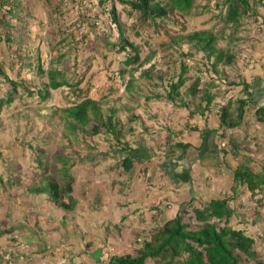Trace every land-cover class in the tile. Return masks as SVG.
I'll use <instances>...</instances> for the list:
<instances>
[{
  "label": "rangeland",
  "instance_id": "374dc122",
  "mask_svg": "<svg viewBox=\"0 0 264 264\" xmlns=\"http://www.w3.org/2000/svg\"><path fill=\"white\" fill-rule=\"evenodd\" d=\"M28 1L30 12L25 18L27 26H23V30H21L19 34L17 31H13V34L18 35L19 39L22 38V42L19 40L20 47H16L18 43L15 44V42L6 43L4 40V33L1 31L0 27V45H2V47H0V59L2 61V64H0V97L6 96V88L9 87V84L7 81H4L1 75L3 72L13 79H22L23 83L25 82L29 87L33 88V91L36 89L44 91L48 83L47 70L54 68L60 70L67 79V83L70 82L71 85L56 89L50 88V94L45 99H40L36 93L30 95L26 90L18 86L13 95L12 102L4 104L1 107L0 225L4 227L5 225L8 226L11 222L15 223L18 221L20 223L15 229V231L19 233L17 239L19 243L15 246L18 248V251L21 250L25 252L26 249L24 245L44 243L43 246H41L46 249L44 252L48 251V253L51 254L52 252L49 251L51 244L47 237L39 236L37 232L38 229L36 230V228H34L33 222L30 220L34 211L33 213L29 212L27 215L28 207L26 208L25 205L29 203L26 199L29 189L26 185L38 186L39 183L44 184L46 180H40L44 175H47L48 179L60 182L62 179L58 169L61 165L60 155L64 152L65 156H69V154L65 153L66 149H61V141L62 143L66 141L68 145L74 146L78 144L74 141L82 140V142H85L89 139L87 133L84 131H76V135L74 133L70 134L66 126H64L61 109L68 107L74 101L86 95L92 99L99 100L103 113H105L107 108L113 107V105L118 106L125 100V98H122V94L125 95L122 82L126 80L125 77L127 75L125 73V76L122 78L118 71L124 67L122 61L126 54L119 51L118 46H112V48L110 46L111 42L116 43L118 40L116 27L114 23H111L110 19H108L109 8L112 3L110 2L111 0H106L104 5L100 4V0ZM249 3L253 6L254 11L257 9L262 10L263 6L261 5H264V0H249ZM114 5L124 25L125 32L139 47L140 58H143L154 48L158 51L153 58L157 65H163V67L169 66L171 68L164 77L165 80L160 85L157 83V85L160 86L158 91H167V81L178 75V64L179 61H182L181 56L170 44H168V46L171 56L166 57L165 60L161 57L163 53L159 49L160 44L168 43L170 37L175 35L183 36L196 30L209 29L216 35V40L214 42L215 47L220 49H231L232 53L235 55L236 46L242 43L238 40L239 36H236V31L241 29V27L235 30L231 26L225 25L218 14L219 11L223 13L225 7L221 3L216 2V0H193L192 6L188 12L185 13L173 10L170 17L166 18V21L162 22L159 19H155V22L150 23L149 26L142 29L138 34L132 33V25L135 23L137 13L133 10L130 11L128 5L120 2H115ZM250 16H253V14H248L242 21H245V18H250ZM14 22L13 20L12 23ZM246 24L249 23L246 22ZM246 24L244 27L247 26ZM60 38L64 39V41L57 44V50L53 51V48L50 46ZM182 43L183 42H181V44ZM36 45H38V47H36ZM65 45H67V47H65ZM181 46L182 48L188 47L185 43L180 45V47ZM176 47H178V45ZM65 51H68L67 55L59 59L57 55ZM1 52H4L3 58H1ZM191 54L192 58L189 60L186 57H182L184 58L183 60L187 62L185 78L187 81L190 80V82L197 74L196 67L206 63L205 54L195 51H191ZM37 57L43 72L37 70ZM20 60L24 62L31 60V68L22 67L18 71ZM127 67L129 66H126V68ZM174 67L176 69H172ZM201 68L203 70L202 76L208 81L209 77H211V70L208 71L203 66ZM216 69H219L218 65ZM250 72L251 71H249V73ZM153 74H155V72ZM134 75L138 76L139 71H135ZM77 82L78 84H75ZM190 82H188V84ZM109 87H113L112 91H109ZM139 87L141 88V94L138 98V102L141 107H137L136 112L138 111L141 117H145L143 114L147 115L149 111L147 113L142 112L145 103L144 97L147 91L150 93L152 86L146 85L145 81L142 79L139 82ZM78 90L84 91H81V94ZM149 102L146 105L150 108V111H153ZM170 107L171 104L166 103L162 108L164 112L170 113L172 111L169 110L171 109ZM156 112L158 113V110ZM127 114L128 112L125 110H120L114 115L117 123H127L130 125V129L126 130L125 134L133 130V128H131L132 120L128 119ZM228 115L229 114H227L226 119L235 120L234 117H229ZM251 117V120L245 121L244 117L240 121L242 123L247 122L248 126L246 124H241V126L237 127L238 132H234V134L238 133L237 136L233 138V142L236 144L237 148L231 146L230 153L227 155L226 153L224 154L230 167L234 168L242 162L248 164L252 163L251 165H253L256 170L263 172L264 131L261 130L257 132L253 129V116ZM254 120L257 121V126L264 130V120L260 122L256 117H254ZM178 122L179 124L176 123L175 127L184 124L183 119H180ZM135 125H137V123H135ZM121 128L122 127H120L121 137L125 138L122 135ZM139 132L142 133L143 130H139ZM110 136L111 134H101L98 138L103 141L107 138L108 141H111ZM72 148L73 147H71V149ZM73 158H78V155L74 154ZM214 159L220 168L224 167L225 160L220 157H214ZM89 160L91 159L89 158ZM122 164L124 169H126L125 166L130 168L132 161L131 163L129 160L122 161ZM230 175L233 176V172ZM230 175L225 174V178L222 180L224 181L223 184L218 183L219 186L214 188L218 189L215 190L217 191V197L222 196L221 192H223L222 190L224 187L233 185ZM221 176L224 177L223 174ZM204 185L206 189L203 188ZM238 187L234 201L233 199L230 201V207H235L238 210L230 219L231 226L234 228H242L247 234L254 237L255 244L247 253L254 250L256 251L257 257L262 258L264 257V190L258 191L254 196H250L243 185ZM202 190L204 194H201V196H204V199L198 194H196L194 198L195 201H200L201 199V204H204L210 197H214V194L211 193L213 187L210 182L208 183L205 181L202 185ZM209 193L211 195L207 197ZM36 199L37 197L35 200ZM45 199L46 198H44V200ZM235 203L237 206H235ZM38 204H42V202L39 201ZM43 204H45V202ZM37 207H39L38 209L40 212L41 206ZM53 208L54 207H52V210H49V213H53L54 219L56 220L58 209L54 210ZM37 217H39V215H37ZM75 218L77 219H74L76 222L75 226L72 225L71 220L69 227H75L74 232L72 233L69 230L68 234H72L76 246L73 249H64L62 252L54 251L53 257L56 255L55 258H51L52 256L50 257V255H47L52 264H56L55 259L57 257L61 259V255L64 256L65 261L60 264H76L75 261L71 260V256L79 252L82 244V236L78 228H80L79 225L85 226L86 224L84 216L78 215V217L75 216ZM184 220L188 221L191 229L196 228L193 214L189 212V214L184 216ZM37 221L38 220L35 222ZM26 225L29 226L30 230L22 234L23 231L27 230ZM0 236H4L3 239L0 240V247H3L2 250H0V258L3 256L1 258L4 261H2L3 264H10L8 261L9 259H7L8 253L10 252V250L7 249L8 241H10L8 239L9 233H1ZM99 240V236H93L92 244L97 246ZM41 249L36 250L29 248V250H26L27 254L18 255V264H28V260H31V262L29 261L30 263L36 264L38 255L44 253ZM16 254L17 252H15V255ZM84 257L85 260H88L87 255H84ZM146 264H154L153 259H148ZM243 264H255V261L251 259L243 260Z\"/></svg>",
  "mask_w": 264,
  "mask_h": 264
},
{
  "label": "crops",
  "instance_id": "0c3cea01",
  "mask_svg": "<svg viewBox=\"0 0 264 264\" xmlns=\"http://www.w3.org/2000/svg\"><path fill=\"white\" fill-rule=\"evenodd\" d=\"M261 6L263 9H257L253 16L245 18L240 26L241 29L239 27L236 31V36H239L238 40L242 43L236 46V55L234 54L232 63L218 64L220 75L231 83L225 92L217 91L213 85L202 80L198 82V88L203 90L192 96L186 91L190 82L186 79L184 86L180 87L177 94L173 93L171 99L166 97L165 92L160 93L162 94L160 98L144 97L142 112H150L147 115L143 114L145 117H141L138 111L136 112L137 107H141L137 103L135 109L127 114L128 119L136 115L131 122L133 130L125 134V131L130 129V125L118 123L125 137L120 138L121 142L112 136H110L111 141L107 138L104 141L100 140L98 136L103 133L88 136L89 139L85 142L74 141L78 143L74 145L75 147L68 145L66 141L63 142L64 144L61 141V149H66L65 153L69 154L67 157L64 152L61 153L62 158L67 162L64 177H62L64 172L62 159L60 165L61 184L69 180L68 176L71 180L70 192L61 195V202L66 206L56 205L45 192L29 191L26 195L29 202L25 205L26 208L28 207L27 215L34 211L30 218L34 228L38 229L39 236L47 237L51 244L49 249L51 254L48 251L44 252L46 249L41 247L44 243L24 245L26 250L42 248L44 253L38 255L36 264H52L47 255L55 258L54 251L62 252L64 249H73L76 246L72 234H68L69 230L74 232L75 227H69L71 220L72 225L75 226V216H84L86 225H79L82 244L79 252L72 254L71 260L76 264H104L112 255L132 252L148 238L150 228L174 218L180 213L181 208L191 211L186 204L189 201L195 205L201 202V199L195 201L194 197L196 194L202 197L201 194H204L202 185L205 181L211 183L213 187L211 193L217 197L215 190L218 189L214 188L219 186L218 183L223 184L225 174L230 175L237 167H230L224 153L226 155L230 153L232 144H235L233 138L238 134H234L238 132L237 127L241 124L248 126L247 122H240L237 126L231 127L232 129L222 126L219 118L220 107L227 106L229 117H234L240 101L245 100L243 109L246 112L243 110L242 119L245 117V121L251 120L253 116V129L257 132L264 131L254 120V117L258 118L255 109L264 107V5ZM155 66L158 67L157 63ZM194 78L195 76L191 81ZM128 97V94H122V98H125L123 102L127 101ZM207 97L211 98L208 104ZM148 102L153 111L147 107ZM183 102L185 104H182ZM166 103L171 104L170 113L163 111L162 107ZM120 110L127 109L122 107L116 112ZM180 119H183L184 124L175 127ZM139 130L143 132L140 133ZM122 147L132 149L130 168L124 169L122 164L125 157V151L120 149ZM235 147L233 145V148ZM74 154H77L78 158H73ZM214 157L225 158L224 167L220 168ZM222 174L224 177L221 176ZM44 178L48 176L44 175L40 180L44 181ZM231 180L233 181V176ZM231 186L224 187L222 195L224 192L230 194ZM203 188L206 189V186L204 185ZM210 195L209 193L207 197ZM202 198L204 199V196ZM39 201L42 204H38ZM37 206H41L40 212ZM52 207L54 210L58 209L56 220L53 213H49ZM36 220L38 221L35 222ZM19 224L17 221L4 227L0 225V229L13 227L8 237L10 241L7 248L10 250L7 256L10 264H18L17 256L27 254L26 250L18 251L15 247L19 243L17 241L19 233L15 231ZM26 228L27 230L22 234L30 230L27 225ZM95 235L100 237L97 246L92 244ZM3 237L1 236L0 240ZM2 248L0 247V250ZM84 255L88 256V260L84 259ZM55 260L56 264H60L65 258L61 255V259L57 257ZM29 261L31 260H28V264H35Z\"/></svg>",
  "mask_w": 264,
  "mask_h": 264
},
{
  "label": "trees",
  "instance_id": "16d2710c",
  "mask_svg": "<svg viewBox=\"0 0 264 264\" xmlns=\"http://www.w3.org/2000/svg\"><path fill=\"white\" fill-rule=\"evenodd\" d=\"M114 1L128 5L130 11L133 10L137 13L135 23L132 25V33L138 34V32H141L142 29L149 26L150 23L155 22V19H159L162 22L166 21V18L170 17L173 10L185 13L188 12L192 6L193 0L110 1L112 3L109 8L108 19H110L111 23H114L118 32V40L116 43L111 42L110 46L111 48L112 46H118V50L126 54L124 60L122 61L124 67L119 69L118 73L122 78L125 76V73H127L128 77L122 83L123 91L125 94H128L129 97L127 98V101L121 102L118 106L113 105V107L107 108L105 113H103L101 111L99 100L92 99L86 95L83 98L74 101L68 107L61 109V115L63 123L65 124L64 126H66L70 134L74 133L76 135V131H84L88 136L99 133L111 134L113 138H115L118 142H121L120 127H118V123L114 118L116 111L122 107H125L127 112L135 109L137 103H139L138 98L141 94L139 82L142 79L145 81L146 85L152 86L150 93H148V91L145 93V98H160L162 96V94H160L162 91H158L160 87L159 85L165 80L164 77L171 68L169 66L156 67L154 60L152 63L150 62L158 52L157 49L154 48L151 49L143 58H140L139 47L125 32L124 25L119 18ZM100 2L101 5H104L106 0H100ZM216 2L221 3L225 7L223 13H220L221 11L218 13L225 25L231 26L235 30L241 26L242 19L245 16L248 14L254 15L256 12L254 11L253 6L249 3V0H216ZM28 4V0H0V27L1 31L4 33V40L6 43L15 42V44L18 43L16 47H20L19 40L21 41L22 38L19 39V36L14 35L13 31H17L19 34L20 31L23 30V26H27L25 18L30 12ZM13 20L15 21L14 23H12ZM215 40L216 35L212 33L211 30L202 29L187 33L183 36H172L169 38L168 43L160 44L159 49L163 53L161 56L163 60H165L166 57L171 56L168 44L175 48L174 50L178 52L182 59V61H179L178 65V75L167 81L168 89L165 94H167L166 97L168 99H171V95L173 93L177 94L180 87L184 86V82L186 80L185 74L187 71V62L186 60H183L184 58L182 57H186L189 60L192 58L191 51L206 55V63L196 67L197 74L186 89L187 93L192 96L203 90L202 88H198V82L205 80L204 76H202V66L208 71L211 70L213 74H215V77H217L220 75V70L216 69L219 63L228 65L232 63L234 56L232 50H229L228 48H216L214 45ZM63 41L64 39L60 38L50 47L53 48V51L57 50V44H60ZM181 42L185 43L188 47H180V45L183 44H181ZM38 45H36V47H38ZM177 45L178 47H176ZM0 47H2V45H0ZM65 47H67V45H65ZM67 53L68 51H65L57 56L60 59L63 58V56H66ZM1 54V58H3L4 52H1ZM36 60L38 62L37 70L39 72H43L42 66L39 64L38 57ZM0 64H2L1 59ZM126 66L129 67L126 68ZM22 67L31 68V60H27L25 62L20 60L18 71ZM172 69L176 68L174 67ZM135 71H139L138 76L134 75ZM154 72L155 74H153ZM5 74L6 73L3 72L1 75L4 81H7L9 87L6 88V96L0 97V110L4 104L12 102L13 95L18 86L26 90L30 95L36 93L40 99H45L50 94V88L56 89L71 85L70 82L67 83V79L64 74L60 70L54 68L47 70L48 83L44 91H41V89L33 91V88L29 87L25 82L23 83L22 79L19 78L16 80ZM213 79V77H209V80L207 81L208 84L210 83L213 85L216 90L221 93H223V91L225 92L228 85L231 84L230 81L224 77L226 84L224 87H221L215 84ZM157 83L159 85H157ZM75 84H78V82ZM112 89L113 87H109V91H112ZM81 91L83 92L84 90ZM81 91L78 90V92L82 94ZM210 100L211 98L207 97V104ZM182 104H185V102ZM244 104L245 100H241L240 105L236 108L234 121L226 119L228 107H220L219 118L221 120V124H223L222 126L227 128L237 126L242 119ZM255 113L257 114L258 119L264 120V107H258L255 109ZM134 116L136 115H132L129 119L133 120V118H135ZM233 145L236 146V144H232V146ZM120 149L125 151L123 161L129 160L131 162L133 155L132 149H126L124 147ZM60 157L64 162L62 163V167L64 168L62 177H64L66 175L64 173L67 171V162L61 155ZM125 167L128 168L127 166ZM262 170H264V167ZM59 172L61 174V167ZM68 179L69 180H67V182H63V185L61 184V181L59 182L44 178V181L46 180L44 184L39 183L38 186H26L31 192H45L56 205L61 206L62 204L63 206H66V204L61 202V195H67L71 190V180L69 176ZM240 185L244 186L250 196H254L258 191L264 190V171L262 172L256 170L253 165L248 163H239L233 170V185L231 186L230 194L227 193L221 197L210 198L208 201H205L204 204H201L200 202L198 205H195L192 201H189L186 204V207H189L191 211H186L184 208H181L180 213L174 218L167 219L161 224L150 228L148 238L144 239L142 243L132 252L121 255H112L107 264H146L148 259H153L154 264H243V260L249 259L254 260L255 264H264V257H257L256 251L252 250L250 253H247L255 244L254 237L247 234L242 228L232 227L230 223L231 217L236 213V211H238L237 208L230 207V201L235 198L236 192L239 188L238 186ZM189 212L193 214V218L196 222L195 229H191L188 221L184 220V216ZM12 230L13 227L10 229L3 228L0 229V234H11ZM1 258L0 264H3L4 261Z\"/></svg>",
  "mask_w": 264,
  "mask_h": 264
},
{
  "label": "built area",
  "instance_id": "2783aa9c",
  "mask_svg": "<svg viewBox=\"0 0 264 264\" xmlns=\"http://www.w3.org/2000/svg\"><path fill=\"white\" fill-rule=\"evenodd\" d=\"M210 74H211V77L214 78L213 80H214V83H215V84H217V85H219V86H221V87H224V86H225L226 81H225V79H224V76H222V75H218L217 77H215V74H213L212 71L210 72Z\"/></svg>",
  "mask_w": 264,
  "mask_h": 264
}]
</instances>
